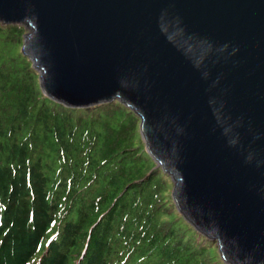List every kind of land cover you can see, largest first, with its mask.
I'll list each match as a JSON object with an SVG mask.
<instances>
[{
    "label": "water",
    "instance_id": "95a60500",
    "mask_svg": "<svg viewBox=\"0 0 264 264\" xmlns=\"http://www.w3.org/2000/svg\"><path fill=\"white\" fill-rule=\"evenodd\" d=\"M47 98L139 119L176 211L224 264H264V0H0Z\"/></svg>",
    "mask_w": 264,
    "mask_h": 264
},
{
    "label": "trees",
    "instance_id": "16d2710c",
    "mask_svg": "<svg viewBox=\"0 0 264 264\" xmlns=\"http://www.w3.org/2000/svg\"><path fill=\"white\" fill-rule=\"evenodd\" d=\"M24 33L0 24V264H224L176 211L138 117L44 96Z\"/></svg>",
    "mask_w": 264,
    "mask_h": 264
},
{
    "label": "rangeland",
    "instance_id": "374dc122",
    "mask_svg": "<svg viewBox=\"0 0 264 264\" xmlns=\"http://www.w3.org/2000/svg\"><path fill=\"white\" fill-rule=\"evenodd\" d=\"M24 29H25V27L24 26H22ZM26 30V29H25ZM21 47V46H20ZM171 187H172V183H171Z\"/></svg>",
    "mask_w": 264,
    "mask_h": 264
}]
</instances>
